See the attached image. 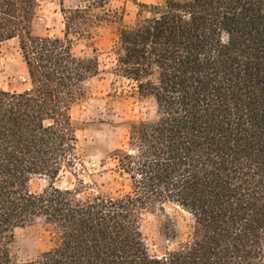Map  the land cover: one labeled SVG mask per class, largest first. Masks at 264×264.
I'll return each instance as SVG.
<instances>
[{
  "label": "trees",
  "instance_id": "1",
  "mask_svg": "<svg viewBox=\"0 0 264 264\" xmlns=\"http://www.w3.org/2000/svg\"><path fill=\"white\" fill-rule=\"evenodd\" d=\"M109 2L64 10L65 36L50 37L33 32L38 0H0V45L18 40L28 83L0 88V264H264V0L139 3L113 71L153 111L110 154L119 186L56 185L80 159L72 109L101 72L70 35L119 21ZM35 176L48 177L41 192ZM168 203L190 216L188 232L171 220L173 247L151 254L144 214ZM38 220L55 245L17 260L16 229Z\"/></svg>",
  "mask_w": 264,
  "mask_h": 264
},
{
  "label": "rangeland",
  "instance_id": "2",
  "mask_svg": "<svg viewBox=\"0 0 264 264\" xmlns=\"http://www.w3.org/2000/svg\"><path fill=\"white\" fill-rule=\"evenodd\" d=\"M163 0H110L108 8L121 13L117 22H93L88 32L71 34L77 54L97 56L101 72L88 84V96L72 109V118L78 137L79 160L72 170L61 173L56 185L74 187L80 178L86 182L95 180L106 183L105 189L116 190L119 185H108L113 178L110 170L114 165L110 154L127 141L128 122L150 114L151 100H144L132 92L129 80L114 73L115 55L112 47L123 25L131 24L138 16L139 3H157ZM39 7L33 23V32L50 37L65 36L64 10L85 4L86 0H38ZM27 68L17 39L0 45V88L23 91L28 87ZM107 161L104 166L103 162ZM48 186V177L35 176L31 181L34 191L41 192ZM178 226L181 238L188 232L190 216L180 207L168 203L153 212L144 214L143 233L151 254L162 255L173 243L162 235V227ZM53 228L38 220L35 224L20 227L15 231L13 253L17 260L39 256L55 245Z\"/></svg>",
  "mask_w": 264,
  "mask_h": 264
}]
</instances>
